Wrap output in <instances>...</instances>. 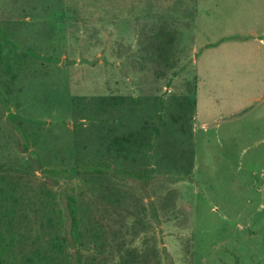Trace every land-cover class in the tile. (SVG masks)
Listing matches in <instances>:
<instances>
[{
    "label": "rangeland",
    "instance_id": "rangeland-1",
    "mask_svg": "<svg viewBox=\"0 0 264 264\" xmlns=\"http://www.w3.org/2000/svg\"><path fill=\"white\" fill-rule=\"evenodd\" d=\"M0 26L21 46L0 63V264H264V0H0ZM105 95L133 111L76 127L75 98ZM143 125L147 184L111 201L64 172ZM69 197L99 198L105 244L70 241Z\"/></svg>",
    "mask_w": 264,
    "mask_h": 264
},
{
    "label": "trees",
    "instance_id": "trees-1",
    "mask_svg": "<svg viewBox=\"0 0 264 264\" xmlns=\"http://www.w3.org/2000/svg\"><path fill=\"white\" fill-rule=\"evenodd\" d=\"M231 37L237 36L224 37L223 39ZM14 48L21 49V46L16 42L8 40L5 28L0 26V63H7L9 58L16 55ZM26 52L29 54L33 53L32 50H27ZM74 103L76 127H78L80 119L87 112L88 114L95 113L96 116L101 118V121L116 123L117 112L125 108L129 109L130 112L134 109L132 99L125 95H105L88 100L84 97H77ZM151 129L153 127L143 125L140 129L131 130L121 135L114 130L106 136L108 157L105 160L92 161L89 164H77L68 170H64V172L67 176L88 174L89 178L93 182H96L95 185L99 186L100 195H105L103 188L113 187V189L108 190L109 194H113L111 201L118 200L123 193L117 188L116 181H134L139 178L147 184L152 179V176L147 173V170L139 166L129 165H135L137 163L136 161L128 162L132 158H149L150 151L154 147V136L159 134L157 128H154V131ZM25 148L28 149V146L25 145ZM105 198L108 199L107 196ZM97 199L89 201L83 197L79 200H75L73 197L68 198L67 209L69 223L67 235L73 243H82L81 245H84V241H88L94 245L105 244L103 240L106 237L103 224L104 215L100 209L101 201L99 198Z\"/></svg>",
    "mask_w": 264,
    "mask_h": 264
}]
</instances>
